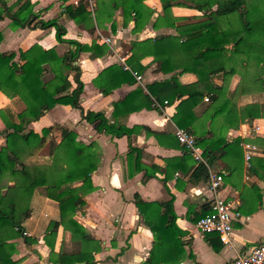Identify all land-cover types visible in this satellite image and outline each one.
Wrapping results in <instances>:
<instances>
[{"label": "trees", "instance_id": "16d2710c", "mask_svg": "<svg viewBox=\"0 0 264 264\" xmlns=\"http://www.w3.org/2000/svg\"><path fill=\"white\" fill-rule=\"evenodd\" d=\"M159 1L162 12L153 18L152 26H171L176 33H159L131 40V53L126 60L129 67L109 64L92 78V82L104 94L122 82H134L133 73L139 74L143 67L137 68L133 61L144 52L152 55L157 70L168 72L179 68L178 72H193L196 79L180 84L172 74L161 82L138 86L131 94L113 102V111L128 102L135 93L141 92V102L128 107L125 112L141 106H155L154 101L161 102V98L166 96L164 93L169 92L171 98H181L176 109L178 115L203 98L205 92L210 93L206 108L212 111L211 120L218 113L229 121L233 117L237 119L239 114L242 120L264 116V102H247L237 110L232 95L225 93L233 73L239 75L233 95L238 91H264V0ZM176 4L201 10V16H175L171 13V6ZM61 8L66 16L89 32H93L95 24L100 23L102 14L111 21L110 28L114 30L117 23L112 14L117 8L121 25L133 20L132 31L143 26L151 15V9L143 0H95L92 14L88 0H78L76 4L63 3ZM3 16L10 19V27L53 26L55 39L64 43L66 48L58 54L53 47L44 48L34 42L25 49L0 51V91L7 98L16 96L22 102L18 111H13L8 105L0 106L3 122L0 131L3 139L0 142V264H16L17 260L12 258L17 250L15 237L21 236L25 242L32 240L23 234L22 221L29 216V202L35 190L55 200L58 207V217L48 221L43 234L49 247L48 259L55 263L83 261V264H91L94 262L91 251L100 248L99 239L94 238L73 214L84 204L83 194L93 189L90 172L98 161L94 143H83L75 138L74 130L62 125L58 140L50 134L52 125L42 126L39 132L25 128L54 104L61 103L77 107L81 118L93 124L96 131L116 135L124 131L109 123L101 110H83L75 103L82 89L77 63L79 52L87 51L91 57L98 56L105 51L106 44L96 40L85 43L65 37L64 26L56 18H39L29 0L12 3L0 0V18ZM47 73L50 76L44 78ZM215 75L220 77V83L213 82ZM142 87L146 91L142 92ZM176 115L173 118L178 125L195 134L194 126L177 121ZM210 124L200 134H195V138L202 147L203 156L212 163L221 151L225 152L228 144H237L240 138H216ZM204 132L208 136H204ZM256 139L264 143V139L257 135L251 141ZM45 144V153L37 155ZM256 159L259 164L263 163L260 171L258 166L254 168L252 161L249 169L257 176H263L264 156ZM205 174V166L197 163L192 175L205 178ZM74 181L78 183L73 184ZM132 201L152 234L151 246L141 264H179L185 255L180 239L184 231L175 224L171 200H144L134 192ZM208 210L207 203V209L198 217ZM58 225L69 231L71 239L78 241L77 250L69 253L53 250ZM187 255L191 256V253Z\"/></svg>", "mask_w": 264, "mask_h": 264}, {"label": "crops", "instance_id": "0c3cea01", "mask_svg": "<svg viewBox=\"0 0 264 264\" xmlns=\"http://www.w3.org/2000/svg\"><path fill=\"white\" fill-rule=\"evenodd\" d=\"M14 1L7 0V3ZM29 1L39 18H56L57 22L64 26L65 37L85 43L96 40L106 44L105 51L98 56L91 57L87 51L79 52L77 63L82 89L75 103L83 110H101L109 123L124 131L120 135L96 131L93 124L81 118L77 107L61 103L54 104L37 120L29 122L25 128L39 132L42 126L52 125L50 134L58 140L59 127L62 125L74 130L75 138L83 143H94L98 161L90 172L93 189L83 194L84 204L73 214L94 238L99 239L100 248L91 251L90 256L94 259L91 264H141L147 255L152 234L132 201L134 192L144 200H171L175 224L184 231L180 239L185 255L179 264H233L232 261L237 254L255 243L264 242V174L257 176L249 169L251 161L254 168L258 166L259 171L263 165L259 164L260 161L256 157L264 156V143L259 139L251 141V138L257 135L264 139V116L242 120L239 114L237 119L233 117V120L229 121L223 118L222 113H218L211 120L212 111L206 108L210 99L203 98L188 110L185 109L176 115L177 104L181 98H171L169 92L164 93L166 96L161 98V102L154 101L155 106L149 108L141 106L125 112L128 107L141 102V92L135 93L128 102L119 105L113 111V102L128 93L131 94L138 86L153 81L161 82L172 74L176 75L180 84L190 83L196 79L193 72H178L179 68L168 72L157 70L152 55L146 54L148 52H144L143 56L133 61L137 68L143 67L134 82H122L105 94L92 82V78L109 64L115 63L122 68L129 67L126 60L131 53V40L159 33H176L171 26L162 24L152 26L153 18L162 12L160 1L143 0L151 9V15L136 31L131 30L133 26L131 19L126 25L119 23L121 17L117 8L112 14V19L117 23L115 29L110 28L111 21L102 14L103 17L100 15V23L95 24L93 32L80 27L62 12L63 3L76 4L78 0ZM92 4H95V0H88L91 14ZM171 13L175 16L199 17L202 11L176 4L171 6ZM9 21L7 16L0 18V51L25 49L34 42L44 48L53 47L58 54H62L66 48L64 43L55 39L53 26L10 27ZM101 36L108 37L109 41L104 42ZM212 79L215 83L221 82L217 75ZM238 80L239 75L233 73L228 79L225 92L232 95L235 109L238 110V107L247 102H264L262 99L264 91H238L233 95ZM142 89V92L146 91L144 87ZM204 95L210 97V93L204 92ZM9 102L16 103L17 108L12 109L13 111H18L22 107V102L9 99L0 91V106L11 107ZM174 115L177 121L193 125L196 135L210 127L212 123L214 137L223 136L225 140L236 136L240 138L237 144H228L225 152L221 151L220 156L212 161L216 168L223 171L218 194L235 200L236 213L232 214L230 220L231 234L227 243L220 241L216 232L203 233L194 225L196 217L207 209L212 193L204 177L196 178L192 175L197 163L174 136V128L181 127L173 118ZM2 128L3 122L0 120V131ZM204 136H208V133L204 132ZM242 141L255 144L249 160L244 158ZM29 205L30 213L23 219L22 227L24 234L32 237V240L25 242L21 236L13 239L17 250L12 254V258L17 260L16 264H83V261L55 263L48 259L49 247L43 239V234L48 221L58 217L57 202L35 190ZM78 246V241L70 238L69 231L58 225L53 250L60 249L69 253L77 250ZM188 252L191 256L187 255Z\"/></svg>", "mask_w": 264, "mask_h": 264}, {"label": "built area", "instance_id": "2783aa9c", "mask_svg": "<svg viewBox=\"0 0 264 264\" xmlns=\"http://www.w3.org/2000/svg\"><path fill=\"white\" fill-rule=\"evenodd\" d=\"M100 38L104 42L109 41L108 37L101 36ZM133 74L136 79L139 77L138 74ZM203 99L207 100V96L204 95ZM262 99L264 101V96ZM163 101L165 102V100ZM173 133L177 141L188 151L194 161L205 166V181L212 193L208 201V212L199 216L194 221V225L203 233L216 232L220 241L227 243L231 234L230 220L232 214H235L236 211H234L235 200L233 198L218 194V188L222 183L223 171L216 168L203 156L202 147L193 133L183 127H175ZM241 145L244 149V158L249 160L252 151L255 149V144L250 141H242ZM232 262L233 264H264V242L255 243L247 250L237 254Z\"/></svg>", "mask_w": 264, "mask_h": 264}, {"label": "rangeland", "instance_id": "374dc122", "mask_svg": "<svg viewBox=\"0 0 264 264\" xmlns=\"http://www.w3.org/2000/svg\"><path fill=\"white\" fill-rule=\"evenodd\" d=\"M64 46H65V44H64ZM50 76V74L49 73H47V74H45L44 75V78H47V77H49ZM9 99H15V101L16 102H21L16 96H14V97H12V98H9ZM9 105H11V108L12 109H16L17 107L15 106L16 105V103H10L9 102ZM1 120V119H0ZM2 137L0 136V142H2ZM45 151H46V144H45V146H44V148H43V150H42V152L39 154L40 156H42L44 153H45Z\"/></svg>", "mask_w": 264, "mask_h": 264}, {"label": "water", "instance_id": "95a60500", "mask_svg": "<svg viewBox=\"0 0 264 264\" xmlns=\"http://www.w3.org/2000/svg\"><path fill=\"white\" fill-rule=\"evenodd\" d=\"M116 264H118V263H116Z\"/></svg>", "mask_w": 264, "mask_h": 264}]
</instances>
